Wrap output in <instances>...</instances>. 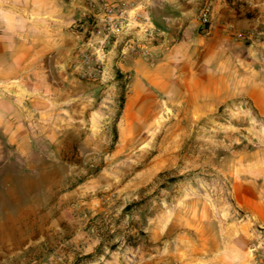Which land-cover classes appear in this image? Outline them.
Listing matches in <instances>:
<instances>
[{
    "label": "rangeland",
    "instance_id": "rangeland-1",
    "mask_svg": "<svg viewBox=\"0 0 264 264\" xmlns=\"http://www.w3.org/2000/svg\"><path fill=\"white\" fill-rule=\"evenodd\" d=\"M227 2L203 0L196 24L159 9L163 31L139 27L160 47L135 44L122 67L75 62L89 88L64 94L89 119L57 123L61 151L34 161L45 176L0 202V264H264V0ZM53 204L83 219L54 229ZM80 229L90 252L66 243Z\"/></svg>",
    "mask_w": 264,
    "mask_h": 264
},
{
    "label": "crops",
    "instance_id": "crops-1",
    "mask_svg": "<svg viewBox=\"0 0 264 264\" xmlns=\"http://www.w3.org/2000/svg\"><path fill=\"white\" fill-rule=\"evenodd\" d=\"M125 1L131 6L146 5L153 24L157 25L159 9L177 11L173 20L180 21V24H196L203 0ZM212 1L214 9L227 7L228 4L227 0ZM0 3V202L5 203V200L11 201L14 192H17L19 179L45 176L42 172L46 170L34 161L40 155L50 159L51 155L56 156L61 151L64 136L57 132V123H70L71 118L75 119V123H82L84 119L88 121V101H83L81 97L80 111L77 112V106L74 109L72 104V95L67 97L64 94L72 90L71 84L81 91L89 88L88 81L74 82L69 75L73 65H77L75 62L81 60V54L87 50L92 56L102 59L114 55L119 59L117 64L122 67L124 64L120 60L127 58L124 55L128 52L127 47L138 44L158 49L161 44L152 46L158 40L155 34L148 35L134 22L126 25L125 20H119L120 28L110 45L104 44L100 28L104 12L98 0H0ZM85 13L97 24L86 25ZM164 17L162 13L160 21ZM105 46L109 49H100ZM138 62V59H132L126 65L130 63L133 67ZM82 109L84 115L74 114H82ZM60 111L64 114H59ZM34 122L41 124V130L34 131L31 126ZM84 132L85 138H88V131ZM49 179L50 176L46 175L44 186L51 185ZM54 202L60 204L63 201L56 199ZM55 204L42 212L54 214L51 223L54 229L58 222L63 224L61 219H83L79 215H63L60 218V214L55 213ZM1 208L0 211L6 214L7 207ZM23 213L16 210V214ZM80 230L70 234L66 243L71 241L87 246L90 252L99 239L91 243L89 233H86L90 229Z\"/></svg>",
    "mask_w": 264,
    "mask_h": 264
},
{
    "label": "built area",
    "instance_id": "built-area-1",
    "mask_svg": "<svg viewBox=\"0 0 264 264\" xmlns=\"http://www.w3.org/2000/svg\"><path fill=\"white\" fill-rule=\"evenodd\" d=\"M100 6L104 12L103 18L100 23V28L102 30V41L103 43H110L112 37L116 34L117 30L120 28L119 20L124 21L128 25L132 22L136 23L137 26L150 31H163L161 28L155 27L151 20L150 9L144 4H136L134 6L129 5L125 0H118L111 2L109 0H98ZM210 12V5L205 4L202 9V19L207 20V14ZM86 25H96L94 18H89L88 13L84 15ZM165 20H168L166 17ZM86 31L89 33V29ZM103 48V47H101ZM135 50L134 46L128 48V52ZM143 56L150 55V52L146 49L139 50ZM92 55L89 51L85 50L81 54V60L85 64H89L92 60Z\"/></svg>",
    "mask_w": 264,
    "mask_h": 264
}]
</instances>
